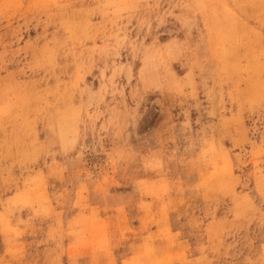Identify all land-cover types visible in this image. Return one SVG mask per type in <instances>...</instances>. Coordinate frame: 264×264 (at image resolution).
Segmentation results:
<instances>
[{
	"label": "rangeland",
	"instance_id": "obj_1",
	"mask_svg": "<svg viewBox=\"0 0 264 264\" xmlns=\"http://www.w3.org/2000/svg\"><path fill=\"white\" fill-rule=\"evenodd\" d=\"M0 264H264V0H0Z\"/></svg>",
	"mask_w": 264,
	"mask_h": 264
},
{
	"label": "bare ground",
	"instance_id": "obj_2",
	"mask_svg": "<svg viewBox=\"0 0 264 264\" xmlns=\"http://www.w3.org/2000/svg\"><path fill=\"white\" fill-rule=\"evenodd\" d=\"M237 58V57H236ZM8 143V142H7ZM4 152V151H3ZM2 153V152H1ZM17 156V155H16ZM10 160V159H9ZM7 168V166H6ZM232 174V173H231ZM30 197V196H29ZM31 198V197H30ZM33 198V197H32ZM13 207V206H12ZM246 207V206H245ZM229 220V219H228ZM159 231V230H158ZM180 249V248H179ZM152 252V251H151ZM131 254V253H130ZM167 256V255H166ZM136 260V259H135ZM132 261V260H131Z\"/></svg>",
	"mask_w": 264,
	"mask_h": 264
}]
</instances>
